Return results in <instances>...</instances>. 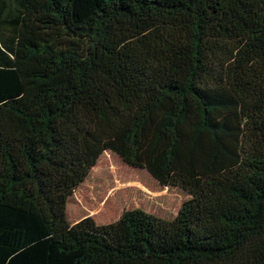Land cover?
Returning <instances> with one entry per match:
<instances>
[{
  "label": "trees",
  "instance_id": "1",
  "mask_svg": "<svg viewBox=\"0 0 264 264\" xmlns=\"http://www.w3.org/2000/svg\"><path fill=\"white\" fill-rule=\"evenodd\" d=\"M107 150L192 197L71 223ZM0 264H264V0H0Z\"/></svg>",
  "mask_w": 264,
  "mask_h": 264
},
{
  "label": "rangeland",
  "instance_id": "2",
  "mask_svg": "<svg viewBox=\"0 0 264 264\" xmlns=\"http://www.w3.org/2000/svg\"><path fill=\"white\" fill-rule=\"evenodd\" d=\"M105 151L89 176L69 197L67 219L75 223L93 216L100 224L117 221L125 210L142 208L167 219H174L182 204L192 195L178 185H162L146 169L113 162ZM81 205V206H80ZM80 207L89 210L74 219L69 212Z\"/></svg>",
  "mask_w": 264,
  "mask_h": 264
},
{
  "label": "crops",
  "instance_id": "3",
  "mask_svg": "<svg viewBox=\"0 0 264 264\" xmlns=\"http://www.w3.org/2000/svg\"><path fill=\"white\" fill-rule=\"evenodd\" d=\"M7 1H9V0H7Z\"/></svg>",
  "mask_w": 264,
  "mask_h": 264
}]
</instances>
